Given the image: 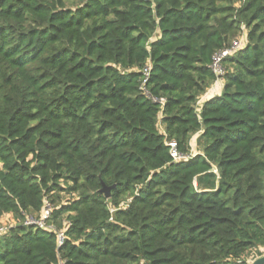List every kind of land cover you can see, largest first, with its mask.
I'll return each mask as SVG.
<instances>
[{"label": "trees", "instance_id": "16d2710c", "mask_svg": "<svg viewBox=\"0 0 264 264\" xmlns=\"http://www.w3.org/2000/svg\"><path fill=\"white\" fill-rule=\"evenodd\" d=\"M1 226L0 264L262 256L264 0H0Z\"/></svg>", "mask_w": 264, "mask_h": 264}, {"label": "built area", "instance_id": "2783aa9c", "mask_svg": "<svg viewBox=\"0 0 264 264\" xmlns=\"http://www.w3.org/2000/svg\"><path fill=\"white\" fill-rule=\"evenodd\" d=\"M242 42H243V39L242 38L239 39V40H235L232 43L231 48H227V49L221 50L220 52H218L214 56L213 63H212V69L216 73V75L218 76V79H217L216 83H219V82H222L223 81L222 75L224 73V70H223V67H222V60L226 56L231 55L237 49H239L242 46ZM146 75H148V73H146ZM205 98H206L205 96L202 97L200 99V102H203L205 100ZM160 101L162 102L163 99H161ZM170 145L172 147L171 155L174 158V161H176V162L177 161H182V160H188L189 158H191L190 155H194V154H197L198 153L197 151H194L193 150L194 152L192 151L190 155H184V154L180 153L177 150L176 143L175 142H170ZM213 171L215 173H217L218 170H217L216 167H214L213 168ZM51 212H52L51 205L48 202H46V204H45V206L43 208L41 217L36 218V217H33V216H27V218L25 219L24 223L26 225H36V226H38L40 228H44V229H52L53 226L49 225L48 222H47L48 219L51 216ZM65 230L66 229H62V230L59 231V244L60 245H62L64 243V240L66 238ZM6 231H7L6 226H1L0 227V234L1 233H5Z\"/></svg>", "mask_w": 264, "mask_h": 264}, {"label": "water", "instance_id": "95a60500", "mask_svg": "<svg viewBox=\"0 0 264 264\" xmlns=\"http://www.w3.org/2000/svg\"><path fill=\"white\" fill-rule=\"evenodd\" d=\"M115 185L112 186H108L105 183H103V187L100 189L101 192L105 193L106 197L109 198L110 194H111V189L114 187ZM252 264H264V254L262 256H259L258 258H256Z\"/></svg>", "mask_w": 264, "mask_h": 264}, {"label": "rangeland", "instance_id": "374dc122", "mask_svg": "<svg viewBox=\"0 0 264 264\" xmlns=\"http://www.w3.org/2000/svg\"><path fill=\"white\" fill-rule=\"evenodd\" d=\"M77 2H80V0H77ZM198 135H195L193 138H192V146H196V139H197ZM72 197L70 195H63V202H67L68 200H70ZM3 223H7V224H14L15 221L11 218V216L9 215H6L4 220H3Z\"/></svg>", "mask_w": 264, "mask_h": 264}, {"label": "crops", "instance_id": "0c3cea01", "mask_svg": "<svg viewBox=\"0 0 264 264\" xmlns=\"http://www.w3.org/2000/svg\"><path fill=\"white\" fill-rule=\"evenodd\" d=\"M223 82L215 83L207 93V96H211L213 94L221 93Z\"/></svg>", "mask_w": 264, "mask_h": 264}]
</instances>
